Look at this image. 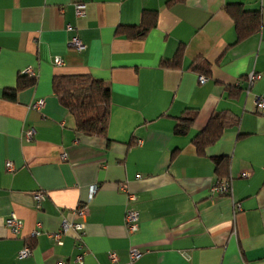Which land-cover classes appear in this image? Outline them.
Wrapping results in <instances>:
<instances>
[{
    "label": "crops",
    "instance_id": "crops-1",
    "mask_svg": "<svg viewBox=\"0 0 264 264\" xmlns=\"http://www.w3.org/2000/svg\"><path fill=\"white\" fill-rule=\"evenodd\" d=\"M234 7L259 17L253 27L245 20L239 40ZM142 20L151 23L143 35L123 30ZM202 61L207 71L195 67ZM27 67L34 84L6 99ZM78 73L109 91L105 137L75 130L53 92L57 76ZM255 96L264 99V0H0V264H124L131 249L141 251L134 264H264V114ZM187 111L194 119L177 133ZM217 112L237 122L199 152L193 138ZM225 178L230 194L211 190ZM91 184L81 218L76 206ZM129 209L138 214L131 233ZM10 213L22 222L16 235L4 223ZM64 220H83L81 248L72 230L61 244L49 236ZM23 245L31 254L18 259Z\"/></svg>",
    "mask_w": 264,
    "mask_h": 264
},
{
    "label": "trees",
    "instance_id": "trees-1",
    "mask_svg": "<svg viewBox=\"0 0 264 264\" xmlns=\"http://www.w3.org/2000/svg\"><path fill=\"white\" fill-rule=\"evenodd\" d=\"M233 11V19L236 23L237 39L244 37V31L249 27L257 26L259 22L257 11H248L252 14L251 19L243 18L246 12L239 7L228 9ZM154 18L153 14H150ZM249 22V27L245 25V20ZM151 23L142 20L138 25L124 26L123 30L131 37L143 35L150 27ZM253 25V26H252ZM121 30V28H118ZM166 63V62H165ZM206 63L195 67L204 71L208 70ZM35 77L27 74H20L14 88L4 90L6 99H15L16 90L19 87L33 85ZM53 92L58 102L72 115L75 130L86 135L106 136L108 117L110 111V95L107 87L100 80L95 79L90 74H64L57 76V82L53 86ZM195 111H187L180 117L178 125L175 127L177 133H184L190 127L194 119ZM236 117L228 116L223 113L212 114L204 128L193 138V142L199 152H203L207 145L215 142L221 135L223 129L236 123ZM226 162L221 160L216 165V173L219 176L226 174Z\"/></svg>",
    "mask_w": 264,
    "mask_h": 264
},
{
    "label": "built area",
    "instance_id": "built-area-1",
    "mask_svg": "<svg viewBox=\"0 0 264 264\" xmlns=\"http://www.w3.org/2000/svg\"><path fill=\"white\" fill-rule=\"evenodd\" d=\"M84 7L85 6L82 3H76L75 4L76 14L78 16L84 15ZM69 43H70V45L74 46L75 49L78 51L82 50L84 48V45L80 42L79 38H77L76 36H73L70 39ZM53 61H54V64H56V65H60L62 63V60L59 57H55ZM22 73L27 74L28 76H33V77H35V74H36L35 70L30 68V67L25 68ZM256 78H258V75L251 72L249 74V77H248L249 83H252ZM198 80H199V82L203 83L206 80V78L204 76H199ZM41 103H42V101L38 102L37 105H40ZM254 103H255V106H256L258 112L264 114V99L259 97V96H255ZM24 133H25V136L27 138H32L33 129L29 128ZM5 167L7 170H13V168H14L11 161H6ZM241 175L246 176L248 174H247V172H243ZM120 188L122 190H126L127 185L125 183H121ZM211 190L219 192L221 194H226V195L230 194V192H231L230 178L218 180L217 182L212 184ZM96 191H97V184H91L88 187V191L86 194V200L76 206V210H75L76 215H78L81 218L84 217V215L86 213V206ZM43 197H44V194L42 192H36L34 194V199L37 202V206H40L39 203L43 199ZM127 197H128V200H132L135 198L134 195L131 193H128ZM236 209H238V210L241 209V205L239 203L236 204ZM124 222H125V226H126L128 232L131 233V232L135 231L138 228V214H137V212H135L134 210H131V209L126 210V212L124 214ZM4 223H5L6 228H8V230L14 235H16L19 232V230L22 226L21 220L14 213H10L9 216H7L5 218ZM83 227H84L83 220L77 221V222H69V221L64 220L61 224L60 229L55 231V232L50 233L49 236L51 238H53L57 242V244H61L60 238H61L62 234L68 232L69 230H72L74 232L75 237L78 240L79 246L81 248L82 247L81 240H82V235H83ZM32 234H37V232L34 231ZM30 254H31L30 247L27 245H23L22 248L17 253V258L23 259V258L28 257ZM108 256L112 261H114L116 259V254L114 252H110L108 254ZM140 256H141L140 250L131 249L129 251L128 258L124 264H134L135 260L138 259ZM82 257H83V252L76 255L74 261L81 263ZM56 264H67V263L63 262V261H59Z\"/></svg>",
    "mask_w": 264,
    "mask_h": 264
}]
</instances>
